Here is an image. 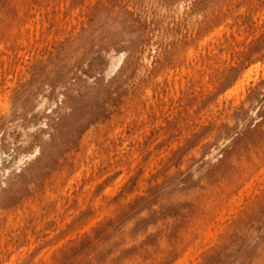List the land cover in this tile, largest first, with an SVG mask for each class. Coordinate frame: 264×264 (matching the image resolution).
I'll return each mask as SVG.
<instances>
[{"label": "rangeland", "instance_id": "obj_1", "mask_svg": "<svg viewBox=\"0 0 264 264\" xmlns=\"http://www.w3.org/2000/svg\"><path fill=\"white\" fill-rule=\"evenodd\" d=\"M67 1L80 9L59 25ZM128 32L108 69L107 41ZM0 41V264H264V108L231 123L263 80L264 0H0ZM73 83L75 112L51 130Z\"/></svg>", "mask_w": 264, "mask_h": 264}, {"label": "bare ground", "instance_id": "obj_2", "mask_svg": "<svg viewBox=\"0 0 264 264\" xmlns=\"http://www.w3.org/2000/svg\"><path fill=\"white\" fill-rule=\"evenodd\" d=\"M30 1H32V0H30ZM14 2V1H13ZM17 2V1H16ZM11 3V2H10ZM33 4H34V2H33ZM61 5H58L57 3H55V8L54 9H52V12L54 13V19L53 20H57V22L58 23H60L59 25H61L62 24V18H63V16L65 15V11H67V12H69V13H71V12H73L74 14L75 13H77V10H79L80 9V7H76V6H74L73 5V3L72 2H69V1H67V2H63V3H60ZM19 7V6H18ZM173 6H171V8H172ZM24 8V7H23ZM18 9V8H17ZM21 10V9H20ZM22 11V10H21ZM21 14H22V12H21ZM37 18L39 19V14L37 13ZM29 19V18H28ZM122 19V18H121ZM48 21V20H47ZM28 22H30V20L28 21ZM28 22H26V23H24V24H22L21 26H20V24H16V28H15V30L14 31H16L17 29L19 30V28L21 29V39H25V37L28 35V29L31 27V23H28ZM19 23H20V20H19ZM76 23V22H75ZM85 24V23H84ZM46 26H48L49 27V24L48 23H46ZM18 30H17V32H18ZM11 31V30H10ZM13 32V31H12ZM53 33H54V30L52 31ZM136 33V32H135ZM13 36V35H12ZM52 36H53V34H52ZM137 38V34L136 35H134V33L133 32H128V34L126 35V36H124L123 38H115V39H112V40H109V41H107V44L105 45V47H104V49H103V52H105V55L108 57V63L106 64V66H108L107 68L108 69H110V66H112L115 62H116V60L118 59V56H119V54H121L122 52H123V50L125 49V46H123V41H127V42H131L133 39H136ZM25 41V40H24ZM5 43H7V41H0V51L2 52H7L6 50H7V46L9 45V44H5ZM48 48H49V46H48ZM6 49V50H5ZM124 56V55H123ZM146 58H147V48H146V46H144L140 51L138 50V53L136 54V60H138V61H140V62H144L145 60H146ZM118 61V60H117ZM6 64L7 65H10V66H12L13 68H16L17 69V71H18V73L20 72V74L22 75V69H19V67L17 66V65H15L14 63H12V62H8L7 61V58H6ZM117 64V63H116ZM118 65V64H117ZM6 66V65H5ZM114 66V65H113ZM116 66V65H115ZM11 67V68H12ZM118 67H120V66H118ZM117 67V68H118ZM114 68V67H113ZM112 69V68H111ZM14 70V69H13ZM112 71H114V70H112ZM263 80L257 85V87H256V91H255V93L253 94V97L251 98V99H249V100H245V102H243L241 105H240V107H243L242 108V110H241V112H240V114H239V116L237 117V116H235L234 117V120L231 122L232 124H233V127L234 128H238V127H240V126H246V125H248L249 123H251L252 122V120H253V116H254V107L255 106H257V107H262V108H264V75H263ZM83 78H79L77 81H81ZM2 80H3V78L1 77V75H0V106H2V103H3V98L5 97V96H7V94L9 93V91H5L4 90V86L1 84V82H2ZM112 82V81H111ZM110 82V83H111ZM110 83L109 84H101V83H97L96 84V86H95V90L96 91H98V92H101V91H103V97L106 99V100H109V99H111L114 95H115V91H116V88H115V85H113V86H111L110 87ZM76 84L75 83H73V84H66V87H65V89L64 90H60L59 92L60 93H62V103L58 106V108L55 110V112L53 113V114H51L50 116H48L47 118H46V124L48 125V127H50V129L52 130V128L54 127V126H56V125H59V126H62V124L65 122V120L66 119H68V118H72V116H73V113L75 112V108H76V102H77V98L75 97V95L71 92L72 90H75V89H77L76 88V86H75ZM46 101V100H45ZM154 104V107L156 106V102H154L153 103ZM5 105V104H4ZM239 107V108H240ZM99 108H102L101 107V105L99 106ZM71 111L70 113H67V111ZM128 113V112H127ZM237 117V118H236ZM87 118H89V116H87ZM92 118V117H91ZM91 118H89L88 120H90ZM169 118H172V117H169ZM157 126V125H156ZM51 133V132H50ZM185 133V132H184ZM49 135H51V134H49ZM185 135V134H184ZM3 137H2V135L0 134V163H2V161H3V159L5 158V156H7V152L4 150V147H3V144H4V140L2 139ZM212 139V138H211ZM161 140V139H160ZM158 141V140H157ZM170 143V142H169ZM181 144V143H180ZM175 146V145H174ZM171 147V146H170ZM36 148V151L37 150H39V154H38V156L37 157H33L32 156V154H30V153H27L26 154V152H22V153H25V154H20L19 155V162H20V160L22 161V159H24V161L29 157V162H30V164H28L29 162H27L25 165H27L26 166V170L23 172V174H22V176L21 177H23L24 179L25 178H27L28 176H26L28 173H29V171H31L32 169H31V167L32 166H34V165H36V164H39V163H42L47 157H48V146H44L43 148H42V146H36L35 147ZM152 149V148H151ZM162 149H163V147H162ZM213 150V149H212ZM35 151V152H36ZM157 151V150H156ZM38 152V151H37ZM162 152V151H161ZM160 152V153H161ZM36 154V153H35ZM133 154V153H132ZM165 154V153H164ZM167 154V153H166ZM163 155V154H162ZM161 155V156H162ZM165 156V155H164ZM9 157V156H8ZM87 158V157H86ZM207 158V157H206ZM87 160V159H86ZM23 161V162H24ZM82 161V160H81ZM88 161V160H87ZM22 162V163H23ZM132 162V161H131ZM134 162H137L136 160L134 161ZM80 164V163H79ZM136 164V163H135ZM135 164H133V165H135ZM24 165V166H25ZM82 165H83V162H82ZM153 164H151V166H152ZM85 166V165H84ZM82 167L83 166H81V168H80V170L82 169ZM134 167V166H133ZM133 167H131V169H133ZM153 167V166H152ZM182 167V166H181ZM90 168V167H89ZM96 168V167H95ZM31 169V170H30ZM88 168H85V170H87ZM91 169V168H90ZM89 169V170H90ZM79 170V169H78ZM80 170H79V173H75L76 174V176H79L80 174H81V172H82V170H81V172H80ZM89 170H87V171H89ZM149 170V169H148ZM123 171V170H122ZM125 171V170H124ZM126 172V171H125ZM146 173H147V171H145ZM74 173V172H73ZM127 173V172H126ZM132 173V172H131ZM74 174V175H75ZM79 174V175H78ZM147 176H148V174H146ZM75 176V177H76ZM87 176H88V174H87ZM96 177H98V176H96ZM22 178V179H23ZM78 178V177H77ZM72 179H74V176H73V178ZM80 181H81V176H80ZM93 179V178H92ZM91 179V180H92ZM75 180V179H74ZM140 180V179H139ZM139 180H138V182H139ZM72 181V180H71ZM61 182V181H60ZM74 182V181H73ZM72 182V183H73ZM77 182V181H76ZM76 182H74V183H76ZM59 183V182H58ZM94 183H96V182H94ZM93 183V184H94ZM77 184V183H76ZM61 185V184H60ZM68 185H70V183L69 184H67V186ZM142 185V184H141ZM71 186V185H70ZM69 186V187H70ZM76 186H78V185H76ZM72 187V186H71ZM65 188V187H64ZM86 188V187H85ZM212 188V187H211ZM15 186H10L6 191L8 192V194H9V190L11 191V195H13L14 194V192H15ZM66 189H67V187H66ZM76 189H78V188H76ZM53 190V189H52ZM57 191V190H56ZM70 191H72V188L69 190V192ZM135 191V190H134ZM133 191V192H134ZM54 192V191H53ZM61 192V191H60ZM59 192V194H61V196L62 195H67L66 193V190H62V192L60 193ZM136 192V191H135ZM49 193V192H48ZM71 193V192H70ZM70 193H69V195H70ZM137 193V192H136ZM51 194H53L52 195V197H55L54 196V193H51ZM58 195V194H57ZM133 195V194H132ZM225 195V194H224ZM223 196V195H222ZM50 197H51V195H50ZM57 197V196H56ZM59 198H60V195L58 196ZM99 198H101V197H99ZM99 198H97L98 200H99ZM129 198H130V196H129ZM224 198V197H223ZM51 199V198H50ZM80 199L81 198H79V203H80ZM228 199H230V198H228ZM70 200V199H69ZM96 201L95 202V205L97 206V207H99L100 206V204H101V201ZM122 200V199H121ZM220 200H221V198H220ZM222 200H224V199H222ZM241 200V202H242V199H240ZM239 200V201H240ZM50 201V200H49ZM93 201H94V199H93ZM83 202V201H82ZM222 202H224V201H222ZM44 203V202H43ZM60 203H61V201H59V205L57 206V207H59L60 206ZM220 203V202H219ZM222 204H224V203H222ZM241 203H239V205H240ZM44 205V204H43ZM80 205V204H79ZM225 205H227V204H225ZM40 206V205H39ZM33 207V206H32ZM75 207V206H74ZM85 207V206H84ZM34 208V207H33ZM37 208H39V207H37ZM109 208H111V207H109ZM113 208V207H112ZM211 208V207H210ZM214 208V207H213ZM35 209V208H34ZM76 209H77V212L79 213V206H77L76 207ZM98 209V208H97ZM212 209V208H211ZM210 209V210H211ZM216 209H217V207H216ZM44 210V209H43ZM214 210V209H213ZM31 211V210H30ZM41 211V210H40ZM39 211V212H40ZM58 211V210H57ZM68 211V210H67ZM103 211V210H102ZM216 211V210H215ZM73 211H71L70 213H72ZM76 212V213H77ZM95 212V211H94ZM97 212L99 213L100 211H98L97 210ZM97 212H95V213H97ZM212 212V214H214V211H211ZM31 213V212H30ZM52 213V212H51ZM50 213V214H51ZM62 213V212H61ZM69 213V212H68ZM97 213V214H98ZM104 213L105 212H102L101 214L102 215H104ZM164 213V212H163ZM217 213V212H216ZM27 214V213H26ZM59 214V213H58ZM57 214V215H58ZM67 214V213H66ZM100 214V213H99ZM211 214V213H210ZM211 214V215H212ZM33 215V214H32ZM38 215V214H37ZM211 215H208V217L210 216L211 217ZM54 216V215H53ZM66 216H68V215H66ZM76 216V215H75ZM213 216V215H212ZM58 217V216H57ZM95 217H96V215H95ZM94 217V218H95ZM102 217V216H101ZM100 217V218H101ZM206 217V216H205ZM93 218V219H94ZM45 219V218H44ZM67 219H69V218H67ZM91 220V223L93 224V222H95L96 220H100V219H96V220ZM204 219H206V218H204ZM203 219V220H204ZM210 219V218H209ZM46 220V219H45ZM49 220V219H48ZM60 219H58V221H59ZM172 220V219H171ZM170 220V221H171ZM202 220V219H201ZM40 221V220H39ZM55 221V220H54ZM63 221V220H62ZM69 221H70V219H69ZM93 221V222H92ZM45 222V221H44ZM64 222H67V221H63V224H65ZM200 222V221H199ZM205 223L204 224H206L205 225V229L204 230H206L205 232H207V224L209 223L208 222V219H207V221H204ZM206 222H208V223H206ZM58 223V222H57ZM88 223V222H87ZM90 223V225H92ZM198 223V222H197ZM196 223V224H197ZM201 223H203V221H201ZM39 225V224H38ZM82 225V224H81ZM83 225H84V223H83ZM89 224H88V226H90ZM130 225V224H129ZM208 225H211V223H209ZM40 226V225H39ZM57 226L59 227V223L57 224ZM79 226V225H78ZM77 226V227H78ZM87 226V225H86ZM86 226H84L85 228L84 229H87L88 228V226H87V228H86ZM198 226L200 227L201 225H200V223L198 224ZM9 227V226H8ZM195 227H196V225L194 224V227H193V230L195 229ZM204 226H201V228H198V230L200 229L201 231H200V233H202L203 231H202V228H203ZM209 227V226H208ZM128 228H130V227H128ZM38 229V228H37ZM59 229V228H58ZM73 229V228H72ZM74 229H75V226H74ZM209 229V228H208ZM15 230V229H14ZM75 230H78L77 228L75 229ZM197 230V229H196ZM57 231V230H56ZM81 231V230H80ZM85 230H83V232H84ZM28 232V231H27ZM73 232H75V231H73ZM72 233V232H71ZM70 233V234H71ZM80 233V232H79ZM193 233H194V231H193ZM197 233H198V235L200 236V237H203V234L204 235H206L205 233H203V234H200L198 231H197ZM196 233V234H197ZM218 233V232H217ZM52 234H53V232H52ZM75 234H76V232H75ZM74 234V235H75ZM211 234H213V233H211ZM210 234V235H211ZM72 235V234H71ZM73 235V237H75ZM209 235V236H210ZM217 235V234H216ZM215 235V238H217V236ZM28 236V235H27ZM207 236H208V232H207ZM208 236V237H209ZM213 236H214V234L212 235V239H213ZM66 237V236H65ZM70 236L68 235V237L67 238H69ZM184 237V236H183ZM196 237V236H195ZM29 238H30V236H29ZM34 238V237H33ZM190 238H192L191 236H190ZM189 238V239H190ZM64 239H66V238H64ZM193 239H194V237H193ZM207 240H209L210 241V239H208L207 238ZM206 240V241H207ZM19 241V240H18ZM31 241H32V239H31ZM203 241H205V240H203ZM209 241H207V242H209ZM63 242V240L60 242V243H62ZM211 242V241H210ZM206 243V242H205ZM220 243V242H219ZM129 244V243H128ZM202 244H204V242L202 243ZM202 244H201V246H202ZM30 245H31V243H30ZM128 246V245H127ZM204 246V245H203ZM206 246V245H205ZM209 246V245H208ZM31 247V246H30ZM54 247V246H53ZM52 247V250L54 249ZM206 248H207V246H206ZM48 249V248H47ZM9 250V249H8ZM23 250V249H22ZM21 249H20V251H22ZM24 250H26V249H24ZM51 250V251H52ZM30 251H31V248H30ZM45 252H46V250H44ZM50 251V252H51ZM200 251H202V249L200 250ZM200 251H199V253H200ZM44 253V252H43ZM49 253V252H48ZM16 254V253H15ZM15 256V255H14ZM42 256V255H41ZM46 256L47 255H45V257L44 258H46ZM195 257H196V255H194ZM17 257V256H16ZM40 257V256H39ZM194 257V258H195ZM41 258V257H40ZM15 259V257H13L11 260L13 261ZM38 259V258H37ZM37 259H36V261H37ZM45 260V259H44ZM200 260V259H199ZM182 261H183V259H182ZM186 261V260H185ZM8 262V261H7ZM11 262V261H10ZM12 263V262H11ZM11 263H6V264H11ZM181 264V261L180 262H177L176 264ZM184 262H182V264H183ZM186 263V262H185ZM184 263V264H185Z\"/></svg>", "mask_w": 264, "mask_h": 264}]
</instances>
